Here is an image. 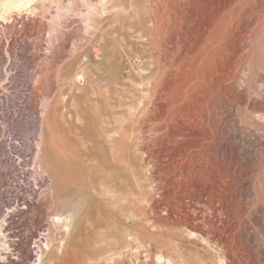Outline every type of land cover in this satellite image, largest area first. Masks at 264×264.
<instances>
[{
  "label": "rangeland",
  "instance_id": "rangeland-1",
  "mask_svg": "<svg viewBox=\"0 0 264 264\" xmlns=\"http://www.w3.org/2000/svg\"><path fill=\"white\" fill-rule=\"evenodd\" d=\"M164 1L35 0L0 18L4 264H264V0Z\"/></svg>",
  "mask_w": 264,
  "mask_h": 264
},
{
  "label": "bare ground",
  "instance_id": "bare-ground-1",
  "mask_svg": "<svg viewBox=\"0 0 264 264\" xmlns=\"http://www.w3.org/2000/svg\"><path fill=\"white\" fill-rule=\"evenodd\" d=\"M35 0H0V18H3L4 17V15H7L8 13H10V12H12V11H24V10H27V9H29L32 5H33V2H34ZM162 1H164V0H162ZM164 2H166V0L164 1ZM173 4V3H172ZM170 5V4H169ZM166 6V5H165ZM167 6H168V4H167ZM174 6V5H173ZM170 8V7H169ZM169 8H167L169 11H171ZM151 9V8H150ZM167 9L166 10H164L165 12H167ZM152 10V9H151ZM173 10H174V8H173ZM173 10L171 11L172 13H173ZM155 11V10H154ZM167 12V14H172L171 12ZM156 13V12H155ZM164 13V12H163ZM174 13H175V10H174ZM169 14V15H170ZM152 15H154V13L152 14ZM176 15V14H175ZM8 16V15H7ZM10 16V15H9ZM12 16V15H11ZM154 16H158L157 14L156 15H154ZM161 16V15H160ZM168 16V15H167ZM171 17V16H170ZM10 18V17H9ZM160 17H158V19H159ZM157 20V19H156ZM156 20L154 21V22H156ZM163 20V19H162ZM158 21V20H157ZM160 22H161V19H160ZM159 22V23H160ZM163 22V21H162ZM260 22V21H259ZM156 25L158 24V23H155ZM161 26H162V24H160ZM160 25H159V27H160ZM161 31V30H160ZM158 33H159V31H158ZM158 35V34H157ZM159 35H162V33L161 34H159ZM159 37V36H158ZM157 37V38H158ZM162 37V36H161ZM156 38V39H157ZM160 39V38H159ZM158 40V39H157ZM161 40V39H160ZM160 40H158L157 42H159ZM93 47V46H92ZM93 49V48H92ZM97 49V48H96ZM99 50V49H98ZM92 51V50H91ZM96 51L94 50L93 51V55H94V53H95ZM99 53V52H98ZM162 59V58H161ZM190 60V59H189ZM169 61H170V59H169ZM187 61V60H186ZM203 61V60H202ZM168 62V61H167ZM194 62V61H193ZM197 62V61H196ZM186 63V62H185ZM187 64V63H186ZM171 65V64H170ZM179 65H181V64H179ZM194 65V64H193ZM202 65V64H201ZM200 65V66H201ZM183 66V65H182ZM181 66V67H182ZM191 67V66H190ZM194 67V66H193ZM170 68V67H169ZM172 68V67H171ZM191 69V68H190ZM178 70V69H177ZM185 70V69H184ZM170 71H172V69L170 70ZM192 71H193V69H192ZM167 72V71H166ZM180 72V71H179ZM184 72V71H183ZM175 73H177V71L175 72ZM186 73V72H185ZM83 75V74H82ZM156 75V74H155ZM163 75V74H162ZM174 75V74H173ZM176 75V74H175ZM188 76H190V75H188ZM169 77V76H168ZM193 77V76H192ZM191 76H190V78H192ZM148 78H150V76L148 77ZM147 78V79H148ZM185 78V77H184ZM188 78V77H187ZM82 79L84 80V76H82ZM150 79H152V77L150 78ZM166 79V78H165ZM158 80V79H157ZM163 80V79H162ZM179 80V82H181L180 83V85H179V90H177L176 92H175V90L173 89V90H171V92L169 91V89H168V91L170 92V93H167V96L169 95V97H167V102H168V100H169V102H168V107H172V108H177V105H178V103L182 100V98H183V96H184V92H183V90H184V88L186 89V82H184V85H183V80H180V79H178ZM188 81L189 80H191V79H187ZM196 80V79H195ZM195 80H194V82H195ZM174 81V80H173ZM193 81V80H192ZM154 82V81H153ZM177 82V81H176ZM178 83V82H177ZM189 83V82H188ZM136 84V83H135ZM167 84V83H166ZM172 84V83H171ZM175 84V83H174ZM142 85V84H141ZM151 85V84H150ZM199 85V84H198ZM168 86V85H167ZM166 86V87H167ZM175 86H176V84H175ZM161 87V86H160ZM162 87H164V86H162ZM161 87V88H162ZM142 88V87H141ZM230 88V87H229ZM157 89V88H156ZM164 89V88H163ZM163 89H161V90H163ZM167 90V89H166ZM144 92V91H143ZM142 92V94L145 96V97H147V99L150 97V96H153V94H152V92L151 91H148V89H147V92H145V93H143ZM157 92V91H156ZM186 92V91H185ZM158 94V93H157ZM161 94V93H160ZM192 95V94H191ZM190 95V96H191ZM203 95V94H202ZM132 96V95H131ZM157 96V95H156ZM159 96V95H158ZM161 96H163L162 94H161ZM165 96V95H164ZM163 96V97H164ZM204 96V95H203ZM185 97V96H184ZM187 97H188V95H187ZM138 98V97H137ZM153 98V97H152ZM154 98H155V96H154ZM164 99V98H163ZM165 99H166V97H165ZM123 100H124V98H123ZM126 100H127V98H126ZM197 100V99H196ZM201 100V99H200ZM140 101V100H139ZM165 101V102H166ZM202 101V100H201ZM141 102V101H140ZM156 102V101H155ZM154 102V103H155ZM182 102V101H181ZM152 103V102H151ZM150 103V104H151ZM197 103V102H196ZM201 103V102H200ZM139 104H141V103H139ZM157 104H160V103H158V101H157ZM180 104V103H179ZM184 105V104H183ZM122 106V105H121ZM127 106H129V105H127ZM130 106H132V105H130ZM129 106V109H130V113H131V111H132V107H130ZM148 106L149 105H147V108H148ZM166 106V105H165ZM195 106V105H194ZM140 107H141V105H140ZM197 107H199V106H197ZM138 108V107H137ZM144 108V107H143ZM146 108V109H147ZM183 108V107H182ZM128 109V110H129ZM135 109V108H134ZM145 109V110H146ZM185 109H187V108H185ZM136 111H137V109H135ZM163 110V109H162ZM164 110H165V108H164ZM167 110V109H166ZM168 110H171L170 108L168 109ZM173 110V109H172ZM177 110H178V108H177ZM184 110V109H183ZM182 110V111H183ZM129 112V111H128ZM144 113V110H142L141 111V113ZM164 112V111H163ZM171 113H172V111H170ZM77 113V112H76ZM134 113V112H133ZM140 113V114H141ZM158 113V112H157ZM156 113V114H157ZM167 113L169 114V111L168 112H166L165 111V113H163V115H162V113H161V116H160V120H164V119H171V121H172V117L169 115V117H167ZM175 110L173 111V116L175 117V118H177V116H175ZM57 114H59L58 113V107H57V105H54L53 106V108H52V110H51V112H50V114L48 115V117H50V119L52 120V121H55V118L57 117ZM64 114V113H63ZM159 114V113H158ZM184 114H185V112H184ZM184 114H183V116H184ZM131 115V114H130ZM129 115V116H130ZM135 115V114H134ZM186 115V114H185ZM188 115V114H187ZM186 115V116H187ZM259 115V114H258ZM63 116V115H62ZM77 116H79L78 114H77ZM76 116V117H77ZM255 116V115H254ZM68 117H70V115L68 116ZM173 117V118H174ZM179 117V116H178ZM197 117V116H196ZM62 118V117H61ZM64 118V117H63ZM115 118V117H114ZM149 118V117H148ZM260 118H261V116H260ZM72 119H73V117H72ZM81 119H82V117H81ZM158 119V118H157ZM181 119H182V117H181ZM185 119V118H184ZM194 119H195V117H194ZM204 119H205V117H204ZM203 119V120H204ZM262 120H263V118H261ZM57 120V119H56ZM65 120V119H64ZM159 120V119H158ZM179 120H180V118H179ZM186 120H188V119H186ZM198 119H196V121H197ZM202 120V121H203ZM256 120V119H255ZM258 120V119H257ZM78 121V120H77ZM80 121V120H79ZM102 121H103V117H102ZM151 121V120H150ZM171 121H169V122H171ZM174 121V120H173ZM176 121V120H175ZM192 121V120H191ZM261 121V120H260ZM66 122V121H65ZM155 122V121H154ZM184 122V121H183ZM200 122V121H199ZM198 122V123H199ZM159 123V122H158ZM160 123H162V122H160ZM164 123V122H163ZM179 123V122H178ZM177 123V124H178ZM185 123V122H184ZM195 123V122H194ZM197 123V124H198ZM206 123V122H205ZM53 124H54V122H53ZM71 124H72V121H71ZM73 124H74V122H73ZM152 124V123H151ZM175 125H173V126H176V123H174ZM186 124V123H185ZM192 124H193V121H192ZM203 124V123H202ZM68 125V124H67ZM75 125V124H74ZM103 125V124H102ZM104 125H105V123H104ZM103 125V126H104ZM166 126H169V125H167L166 124ZM171 126V125H170ZM182 126V125H181ZM191 126V125H190ZM194 126V125H193ZM200 126H201V124H200ZM199 126V127H200ZM245 127V126H244ZM41 128V127H40ZM165 128V127H164ZM179 128V127H178ZM187 128H189V127H187ZM76 129V128H75ZM150 129V128H149ZM171 129V128H170ZM177 129V128H176ZM42 130V129H41ZM160 130V129H159ZM164 130V129H163ZM162 130V131H163ZM166 130H167V128H166ZM169 130V129H168ZM173 130V129H172ZM77 131V130H76ZM105 131V130H104ZM198 131H199V129H198V127L197 126H194L193 128H189L188 129V131H186L187 132V134H189L190 136H192V137H195L196 135H198ZM125 132V131H124ZM159 132V131H158ZM185 132V131H184ZM169 133H171V132H169ZM183 133V132H182ZM124 134V133H123ZM160 134H162V133H160ZM164 134H165V131H164ZM163 134V135H164ZM174 135L175 134H178V131L177 130H175V133H173ZM185 134V133H184ZM187 134H186V136H187ZM201 134V133H200ZM171 135V134H170ZM188 135V136H189ZM77 136V135H76ZM122 136V135H121ZM164 136H166V134L164 135ZM171 136H173V135H171ZM123 137V136H122ZM124 137H126L125 135H124ZM123 137V138H124ZM169 137V136H168ZM182 137V136H181ZM80 139V138H79ZM131 139V138H130ZM163 139V137L161 138V140ZM168 139V138H167ZM177 139V138H176ZM195 139H196V137H195ZM194 139V140H195ZM198 140H199V138H197ZM165 140V139H164ZM182 140V139H181ZM192 140V139H191ZM80 141V140H79ZM131 141V140H130ZM179 141V140H178ZM186 141L188 142V140L186 139ZM70 142V141H69ZM169 142V141H168ZM173 142V140L171 141V143ZM175 142V141H174ZM190 142V141H189ZM194 142V141H193ZM193 142H192V144H193ZM198 142V141H197ZM163 143V142H162ZM180 143H181V141H180ZM183 143H184V141H183ZM179 144V143H178ZM181 146H182V144H180ZM185 146H186V142H185V144H184ZM183 145V146H184ZM190 145V144H189ZM33 146H35V145H33ZM39 146H40V144H39ZM38 146V147H39ZM167 146V145H166ZM188 146V145H187ZM35 147H37V146H35ZM176 147V146H175ZM178 147V148H177ZM176 148L177 149H179V145L177 146ZM190 147H191V145H190ZM41 148V147H40ZM184 148V147H183ZM186 148V147H185ZM189 148V147H188ZM39 149V148H38ZM177 149H176V151H177ZM35 150V149H34ZM172 150V149H171ZM174 150V149H173ZM186 150V149H185ZM39 151H41V150H38L37 152H39ZM179 151V150H178ZM177 151V152H178ZM36 152V153H37ZM185 152V151H184ZM196 153V152H195ZM173 154V153H172ZM176 154V153H175ZM189 154V153H188ZM2 155V154H1ZM0 155V156H1ZM174 155V154H173ZM172 155V156H173ZM184 155V154H183ZM186 155V154H185ZM191 155V154H190ZM195 155V154H194ZM38 157H40V154H37L36 155V157H35V159H37ZM180 157H181V154H180ZM189 157V156H188ZM173 158H175L174 156H173ZM177 158V157H176ZM185 157H183V159H184ZM188 159V158H187ZM177 161V160H176ZM189 163V162H188ZM187 163V164H188ZM36 165H37V163H35ZM179 165V164H178ZM176 166V165H175ZM33 168H34V166H33ZM50 169V168H49ZM36 170H37V174H38V176H39V178H43L45 175H48L44 170H42L41 169V167H40V165H38V166H36ZM188 171V170H187ZM195 176H197V175H195ZM135 178V177H134ZM196 178V177H195ZM138 185V184H137ZM192 186V185H191ZM167 187V186H166ZM167 189V188H166ZM190 189V188H189ZM192 189V188H191ZM46 192H48V190L46 191ZM190 197V196H189ZM3 199V198H2ZM196 199V198H195ZM197 199H199V198H197ZM17 200V199H16ZM5 201V200H4ZM210 201V200H209ZM20 209V208H19ZM11 211V210H10ZM9 211V212H10ZM8 212V213H9ZM11 212H13V210L11 211ZM11 212L9 213V214H6V217H5V219L4 220H6V219H8V218H10V215H11ZM71 213H72V210H71ZM3 215V214H2ZM12 216V215H11ZM1 218V217H0ZM55 219H56V221L58 222V223H61V231H64V232H66V233H68V231L70 230V228H71V222L74 220L73 219V216L71 215V214H67V215H65V216H63V215H61V214H57L55 217H54ZM3 220V219H2ZM55 221V222H56ZM7 222V221H6ZM5 222V223H6ZM50 222V221H49ZM4 223V224H5ZM2 224L3 223H1L0 222V262L1 263H3V262H5V260L6 259H9L11 256H12V254H14L12 251V249L10 250V248L12 247V243L11 242H8V240H7V238H6V236H5V234L4 233H2V231L4 230L3 229V226H4V224H3V226H2ZM6 226V225H5ZM160 226V225H159ZM15 227V226H14ZM215 228V227H214ZM46 230V229H45ZM10 231V230H9ZM12 231V230H11ZM43 231V230H42ZM49 231V230H48ZM47 231V232H48ZM44 233V232H43ZM189 233H190V231H189ZM8 234V233H7ZM45 234V233H44ZM46 235H48V234H46ZM62 235V234H61ZM227 236V235H226ZM8 237V236H7ZM14 237V236H13ZM47 237V238H46ZM49 237V235L48 236H45V238H44V235L42 234V232L40 231V234H38L37 235V240H38V242H39V244L37 245V246H39L40 247V249L42 250V252L44 253V249L45 250H47V251H53L54 249H55V247L56 246H59V245H56L55 247L53 246V244H52V242H51V240H52V238L51 239H49L48 238ZM218 237V236H217ZM6 238V239H5ZM36 238V237H35ZM58 238V237H57ZM227 238V237H226ZM56 239V238H55ZM46 240V241H45ZM62 240V239H61ZM60 240V241H61ZM59 241V242H60ZM58 242V243H59ZM63 242V241H62ZM218 242V241H217ZM55 243V242H54ZM226 244V243H225ZM17 245V244H16ZM228 245V244H227ZM11 246V247H10ZM44 246V247H43ZM47 248V249H46ZM228 248V247H227ZM58 248L56 247V250H57ZM41 252V251H40ZM231 253V252H230ZM42 254V253H41ZM41 254H39L38 256H39V258H37L39 261V263H36V264H44V262L42 261V255ZM234 254V253H233ZM45 255V254H44ZM15 257V256H14ZM20 257V256H19ZM54 260V259H53ZM9 261V260H8ZM168 262H169V260H168ZM225 262V261H224ZM32 263H34V262H32ZM51 263V262H50ZM52 263H53V261H52ZM4 264V263H3ZM171 264V263H170Z\"/></svg>",
  "mask_w": 264,
  "mask_h": 264
}]
</instances>
